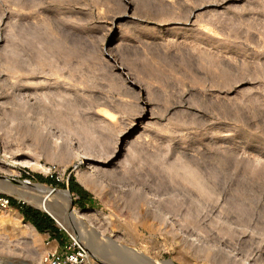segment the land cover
<instances>
[{"label": "rangeland", "instance_id": "obj_1", "mask_svg": "<svg viewBox=\"0 0 264 264\" xmlns=\"http://www.w3.org/2000/svg\"><path fill=\"white\" fill-rule=\"evenodd\" d=\"M0 175L68 190L90 264H264V0H0ZM9 206L0 264H45Z\"/></svg>", "mask_w": 264, "mask_h": 264}, {"label": "bare ground", "instance_id": "obj_2", "mask_svg": "<svg viewBox=\"0 0 264 264\" xmlns=\"http://www.w3.org/2000/svg\"><path fill=\"white\" fill-rule=\"evenodd\" d=\"M80 150V149H79ZM82 155V154H81ZM82 159H86V160H89L88 158L86 157H82L81 158V161ZM90 161V160H89ZM26 164L28 166H30L32 169H36L37 168V164L36 163H31V162H26ZM90 168V167H89ZM91 168H93V166L91 165ZM93 171V170H92ZM82 173V172H81ZM80 174V173H79ZM78 174V176H79ZM28 185L30 186V184H25V186L23 187V194L22 193H19V191H14V190H9L10 192L16 194L17 197H19L20 199H23L24 202L27 201L31 204H33L34 206H37L38 208L44 210L45 212H48L50 213L56 220H57V223L63 228V229H67L69 230L70 232H72L73 234L76 235V240L83 244V246L86 247V249L88 250V246L87 244H93L94 243V238L89 235L87 233L88 230H90V228L87 227V231L85 230H81L80 232L75 229V228H72L70 227V225H68L66 223V220L65 221H61L57 216L56 214L54 213L53 209H52V205L51 203L54 201L55 202V205L57 207H61L63 206L65 210L68 209L69 206V196L66 192H60V191H57V190H52L50 191L49 189H47L48 187L46 186H43V185H34L35 187L43 190L44 192L43 193H38V192H32L30 189V187H28ZM10 207V206H8ZM8 207L2 209V210H5L7 209ZM43 211V212H44ZM74 211L71 212V216H68V220H72L73 223H75L76 225H79V226H82V222L80 221V219L78 218L79 215L76 214L77 216V219L76 220H73L74 218V215H73ZM1 217V216H0ZM20 217V216H18ZM2 218V217H1ZM80 218H81V214H80ZM10 221L13 223V224H16L17 227H19L18 225V222L16 223L17 217H13L11 216V218H9ZM1 220V219H0ZM7 221V219H6ZM3 222V221H2ZM81 222V223H80ZM20 231V233H19ZM19 231L18 233L21 234L23 237L26 238H31V234H33L35 232V229L33 228V226L29 223H24L22 226L19 227ZM87 243V244H86ZM96 248V247H95Z\"/></svg>", "mask_w": 264, "mask_h": 264}, {"label": "built area", "instance_id": "obj_3", "mask_svg": "<svg viewBox=\"0 0 264 264\" xmlns=\"http://www.w3.org/2000/svg\"><path fill=\"white\" fill-rule=\"evenodd\" d=\"M10 205L9 198L0 196V209H4ZM61 227V226H60ZM68 234L69 241L62 247L50 248L43 256L45 264H90L88 251L83 244L79 243L74 236ZM49 244V241H46Z\"/></svg>", "mask_w": 264, "mask_h": 264}, {"label": "trees", "instance_id": "obj_4", "mask_svg": "<svg viewBox=\"0 0 264 264\" xmlns=\"http://www.w3.org/2000/svg\"><path fill=\"white\" fill-rule=\"evenodd\" d=\"M32 177L36 178L37 180L41 181V182H45L48 183L49 181H53L55 183V185H58L59 183L55 180L54 175H51L50 177H44L41 175L38 176H33ZM68 184L67 187L69 189V191L71 193H73L76 189L75 184V177L73 176V174H70L67 178ZM75 183V184H74ZM5 196V195H3ZM7 198H9V203L12 207L16 208L20 214L23 215L24 220L30 224H32L39 232H43L44 229L48 228L46 227V225L44 226V222L42 220H40L38 218V215L35 211V209H33L32 207L26 205L25 203H22L21 201H17L13 198H10L9 196H5ZM76 203L80 206H82V204H84L83 200H81L80 198L76 199ZM44 218L45 221L47 222V225L54 223L53 219L50 218L47 214H44Z\"/></svg>", "mask_w": 264, "mask_h": 264}, {"label": "crops", "instance_id": "obj_5", "mask_svg": "<svg viewBox=\"0 0 264 264\" xmlns=\"http://www.w3.org/2000/svg\"><path fill=\"white\" fill-rule=\"evenodd\" d=\"M67 184H68V181H67ZM75 187H76V189L72 194H75L76 199L80 198L85 203L90 198L89 192L77 181H76ZM33 209H35V211L38 212L37 213L38 218L44 222V226L46 225V227H48V228L44 229L43 232L47 233L49 237H52L51 241H55V244L52 245V248L55 247V248L62 249V247L68 242V240L63 238L62 233L59 232L60 230L56 227L55 223L47 225V222L45 221V218H44V213L42 211L38 210L37 208H33ZM49 243H50V241H49Z\"/></svg>", "mask_w": 264, "mask_h": 264}, {"label": "water", "instance_id": "obj_6", "mask_svg": "<svg viewBox=\"0 0 264 264\" xmlns=\"http://www.w3.org/2000/svg\"><path fill=\"white\" fill-rule=\"evenodd\" d=\"M25 184H30V181H28L26 179H24V180L8 179V178H5V177L0 175V190H5V191L14 190V191H19V193L23 194L24 193L23 187L25 186ZM47 189H49L50 191L55 190L54 188H47ZM66 193L69 194V191L66 190ZM22 203H24L23 199H22ZM72 204H73V202L71 201V205ZM46 213L52 219H54L55 222H57V220L50 213H48V212H46Z\"/></svg>", "mask_w": 264, "mask_h": 264}]
</instances>
